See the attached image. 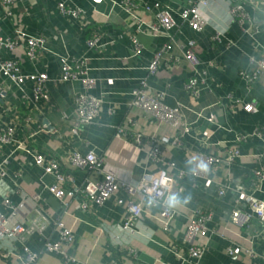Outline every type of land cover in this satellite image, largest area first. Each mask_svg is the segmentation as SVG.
<instances>
[{"label":"crops","instance_id":"crops-1","mask_svg":"<svg viewBox=\"0 0 264 264\" xmlns=\"http://www.w3.org/2000/svg\"><path fill=\"white\" fill-rule=\"evenodd\" d=\"M59 1L79 8V15L60 12ZM155 3L175 22L167 32L158 33L156 10L145 7ZM184 5L185 0H14L6 13L0 4V38L15 42L12 47L0 44V65L12 59L22 74L43 71L55 79L45 83L50 98L43 102L33 100L32 81L18 85L0 75V128L12 129L11 142L0 153V165L6 171L0 179V211H9L3 206L6 196L14 203L25 196L34 204V209L20 213L26 218V231L12 243L0 242V264H16L23 246L37 252V264H62L57 255L43 250L46 240L59 239L56 220L72 228L74 240L67 250L85 264H264V226L255 217L242 226L230 219L235 206L247 209L241 192L264 201V180L258 185H252L251 180L252 170L264 166V73L252 82L241 75L254 68L251 56L264 54V36L253 34L247 25L245 32L223 2L202 9L206 22L195 31L181 18ZM252 13L262 25L263 13ZM19 31L43 38L36 60L26 57L24 38L17 37ZM217 34L220 41L215 39ZM95 35L99 42L88 46L87 40ZM189 40L194 41L199 70L204 72L197 83L198 96L185 88L193 75L184 56ZM135 43L139 45L136 53ZM158 50V65L151 73L147 66ZM64 59L71 64L84 60L88 76L96 79L89 92L102 98L94 123L78 126L76 134L71 131L77 120L73 99L83 87L79 81L59 80ZM142 82L164 104L181 105L186 131L182 124L173 128L129 105L132 91ZM247 102L253 104L251 112L241 108ZM118 126L124 133H117ZM177 131L182 134L181 144H162L161 161L150 160L151 141L161 136L171 140ZM256 132H261L260 136ZM239 135L246 138L237 141ZM235 147L240 154L226 160L227 150ZM90 150L103 160V168L131 183L168 161L190 172L194 152L218 154L223 160L201 178L186 175L175 179L169 172L175 179L170 195H176L179 203L167 230L159 208L145 205L142 219L130 230H121L126 202L118 204L116 199L126 200L122 191L101 205L87 201L81 193L86 179L96 181L102 176L75 168L69 156L73 151ZM34 153L58 161L66 176L64 188L74 190L73 196L59 200L45 188L52 176L34 164ZM222 187L225 192L219 196ZM85 200L83 209L80 204ZM196 209L212 218L207 222V235L195 239L204 246L203 255L192 259L184 233ZM34 220L42 226L41 232L32 229ZM9 246L15 248V254L3 256ZM129 247L136 250V257L129 254Z\"/></svg>","mask_w":264,"mask_h":264},{"label":"built area","instance_id":"built-area-1","mask_svg":"<svg viewBox=\"0 0 264 264\" xmlns=\"http://www.w3.org/2000/svg\"><path fill=\"white\" fill-rule=\"evenodd\" d=\"M67 2L71 0H66ZM213 2H223L227 5L228 13L231 18L236 20L240 26L248 31L246 25L251 28L253 34L260 33L264 36V16L262 25H259L255 21L252 12L259 11L264 15V0H245L244 2H232L231 0H185V5L181 12V18L186 22L193 30L200 31L206 22V17L203 14L202 9L209 6ZM14 0H0L2 9L9 13ZM58 8L60 12L72 17H77L80 13V9L77 7L68 6L65 1L58 2ZM147 9H155L156 15V29L158 33L162 31H169L174 27L170 13L166 10L159 9V4L146 5ZM251 9V10H250ZM260 21V22H261ZM17 37L24 38L25 54L29 60H36L40 50L44 46V40L42 37L25 35L23 32H17ZM217 41H220L218 34L215 36ZM98 35L93 36L87 40L88 46H95L99 42ZM0 44L6 47H12L15 42L0 38ZM135 53L139 52V45L135 43ZM185 59L191 64L193 75L186 81L185 88L193 95L198 96L197 83L201 80L200 76L204 73L199 70L200 60L194 50V41H188V49L185 52ZM160 57V51L154 53L153 58L147 66L149 72H155L158 60ZM250 62L254 68L249 72H241L242 77L252 82L258 78V76L264 73V54L260 56H251ZM59 80L66 81H79L83 87V91L74 95V106L77 114V120L71 128L72 133L78 132V126H88L94 123L98 115L102 98L93 95L89 92V89L93 88L96 84V79L88 76L86 68L84 66V60L79 61L76 64H71L68 59H64L61 64ZM0 75L3 78H8L14 83L21 85L25 81L33 82V100H41L43 102L49 101V94L45 88V83L49 81H55L46 72L35 71L27 74H22L16 62L12 59L3 61L0 65ZM130 106L138 107L157 121H164L173 128L182 124L183 131L187 130L185 122H181L182 113L181 105L176 104L169 106L161 101L160 96L151 94L146 90L145 82H142V86L132 91V98L129 103ZM241 108L245 112H251L253 110V104L250 102L243 103ZM117 133L122 134L124 130L122 127H117ZM261 132L254 133L260 136ZM181 133L177 131L174 137L170 140L168 136H161L159 139H153L151 141V147L148 152V158L154 162L161 161L159 156L160 146L170 142L172 145L177 146L181 144ZM245 136L239 135L237 141L245 139ZM12 140V129L0 128V153L2 147ZM137 142L140 141V136H135ZM226 160L232 161L237 157L240 152L238 148H230L226 152ZM223 158L218 154L194 152L192 157V168L186 171L183 168L177 167L176 162L168 161L165 166L158 168L154 172H145L142 174L138 182L131 183L126 180H119L118 177L111 171L103 168V160L98 157L93 151H87L81 153L80 151H73L69 156V162L75 168L81 170H94L101 173V178L94 181L86 179L81 193L87 201L93 204L101 205L110 197L115 196L118 191H122L126 200L123 198H117L118 204L126 202V214L124 223L121 230H130L131 225L136 224L142 219L143 205L147 208H159V217L164 223V229L167 230L171 221L174 218L175 211L168 206V197L171 194L173 182L176 178H183L186 175L201 178L205 177L210 170L218 167ZM34 164L41 168L44 174L52 176V181L45 185V188L57 199H62L65 196H73L74 190L64 188L65 174L61 171L58 161L53 158H46L42 153L33 154ZM203 162L208 165V171H201L198 167ZM172 172L175 174L171 176ZM6 176V171L3 166L0 165V179ZM252 185H258L264 180V166L258 169L252 170ZM225 192V188L222 187L218 191V195L221 196ZM140 196V199L136 200L135 197ZM242 199L247 207L243 210L237 206L232 208L230 219L236 225L242 226L247 223L250 218L255 217L264 226V201L258 199L253 194L248 192H241ZM37 195L33 196V200L37 199ZM82 201L81 208L87 207V202ZM30 204V207H29ZM3 206L7 208V214L0 211V242L7 240L9 243L18 239V236L26 231L24 225L25 219L20 214L27 212V209H34L33 201L31 202L25 196H21L19 202L14 203L9 196H6L3 200ZM20 217V219H19ZM211 215L201 210H194L192 216L189 218L186 230L184 233V240L187 242V254L192 259H199L204 252V246L195 243L196 238L205 237L207 235V222L211 220ZM57 226L59 239L57 241L46 240L43 245V250L57 255L62 264H85L79 262L73 255L69 253L67 247L71 245L74 240V232L71 227L65 225L61 220H56L54 223ZM32 229L37 232H41L42 226L37 224L34 220ZM6 249V248H5ZM4 250V249H3ZM229 253L232 249L229 248ZM129 254L136 257V250L133 247L128 248ZM3 256H9L15 254V248L9 246L2 252ZM23 255L18 258L16 264H37V252L30 250L27 246H23Z\"/></svg>","mask_w":264,"mask_h":264},{"label":"clouds","instance_id":"clouds-1","mask_svg":"<svg viewBox=\"0 0 264 264\" xmlns=\"http://www.w3.org/2000/svg\"><path fill=\"white\" fill-rule=\"evenodd\" d=\"M200 168L201 171L207 172L208 171V165L201 162L200 165L198 166ZM179 203V200L177 198L176 195H170L168 197V206L171 208H174L177 206V204Z\"/></svg>","mask_w":264,"mask_h":264}]
</instances>
